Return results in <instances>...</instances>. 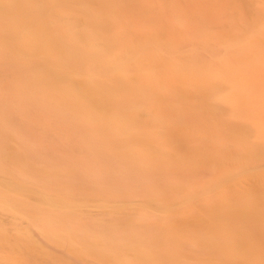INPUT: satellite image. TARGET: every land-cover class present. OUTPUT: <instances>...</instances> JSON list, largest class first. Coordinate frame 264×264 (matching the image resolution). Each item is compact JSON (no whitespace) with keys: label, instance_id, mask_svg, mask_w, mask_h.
Returning <instances> with one entry per match:
<instances>
[{"label":"bare ground","instance_id":"bare-ground-1","mask_svg":"<svg viewBox=\"0 0 264 264\" xmlns=\"http://www.w3.org/2000/svg\"><path fill=\"white\" fill-rule=\"evenodd\" d=\"M0 264H264V0H0Z\"/></svg>","mask_w":264,"mask_h":264}]
</instances>
